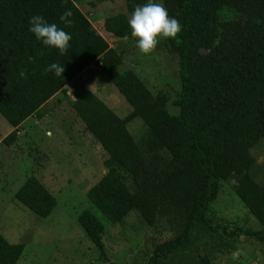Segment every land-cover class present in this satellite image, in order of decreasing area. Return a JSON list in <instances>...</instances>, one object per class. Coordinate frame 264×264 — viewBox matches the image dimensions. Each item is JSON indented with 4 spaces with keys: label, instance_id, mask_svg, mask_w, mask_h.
<instances>
[{
    "label": "trees",
    "instance_id": "16d2710c",
    "mask_svg": "<svg viewBox=\"0 0 264 264\" xmlns=\"http://www.w3.org/2000/svg\"><path fill=\"white\" fill-rule=\"evenodd\" d=\"M146 2L124 0L125 12L104 18L102 29L115 38H130L127 14ZM161 3L182 26L176 42L169 40V50L177 56L179 90L172 96L176 115L165 110L171 99L167 92L152 94L133 72L114 69L122 66L120 56L74 0L63 6L62 0H0V117L11 128L1 143L10 146L24 120L98 63L130 111L120 118L88 90L72 101V110L101 150L104 168L85 198L110 224L133 211L147 226L162 220L173 227V236L153 245L145 264L191 251L196 229L215 230L206 211L219 181L232 182L234 195L261 228L246 235L264 240V174L260 180L252 176L255 159L250 152L264 142V0ZM65 8L73 13L71 27L59 20ZM33 15L57 23L72 36L64 55L29 32ZM51 63L64 65L62 76L45 72ZM22 68L27 79L19 76ZM135 118L146 128L148 156L126 128ZM13 198L39 218H46L56 204L34 176L24 180ZM76 221L97 250L98 261L117 264L106 256L99 219L85 209ZM23 248L0 235V264H16ZM198 264L210 263L201 255Z\"/></svg>",
    "mask_w": 264,
    "mask_h": 264
},
{
    "label": "rangeland",
    "instance_id": "374dc122",
    "mask_svg": "<svg viewBox=\"0 0 264 264\" xmlns=\"http://www.w3.org/2000/svg\"><path fill=\"white\" fill-rule=\"evenodd\" d=\"M74 2L97 34L120 56L122 66L114 69L133 72L152 94L167 92L171 99L165 110L176 115L172 96L179 90L177 56L169 50V40L176 42V38H160L156 49L144 55L132 37L115 38L102 29L104 18L125 12L124 0ZM64 90L45 102L35 116L24 120L10 146L1 143L11 129L0 117V235L9 244H23L16 264H103L76 221L87 209L103 226L101 240L110 262L145 264L152 246L173 236V227L162 220L147 226L133 211L120 223L110 224L90 206L85 192L104 173L101 150L85 131L71 103L88 90L120 118L130 108L98 63L82 70ZM126 128L143 155L148 156L150 151L143 144L147 131L142 122L135 118ZM250 152L255 159L252 176L260 180L264 174V142ZM29 176H34L55 199V207L46 218L32 214L13 198ZM231 185L230 181H219L216 197L206 211L215 230H194L192 250L178 252L160 264H198L201 255L210 264H264V240L246 235L261 228L234 195Z\"/></svg>",
    "mask_w": 264,
    "mask_h": 264
},
{
    "label": "clouds",
    "instance_id": "9594fccd",
    "mask_svg": "<svg viewBox=\"0 0 264 264\" xmlns=\"http://www.w3.org/2000/svg\"><path fill=\"white\" fill-rule=\"evenodd\" d=\"M66 3L67 0H62V6ZM72 15L71 9L65 8L59 20L66 27H71ZM28 23L29 32L34 34L35 39L43 46L57 49L60 55L67 52L72 36L64 28L55 22H48L42 15H33ZM127 24L131 37L136 41V47L144 55H149L156 49L160 38L174 39L182 30L178 19L169 16L163 3L155 0H147V3L136 5L127 17ZM28 60L31 62L32 57H28ZM64 71V65L58 63H51L45 69V72H54L56 76H62ZM19 76L27 79V70L22 68Z\"/></svg>",
    "mask_w": 264,
    "mask_h": 264
},
{
    "label": "crops",
    "instance_id": "0c3cea01",
    "mask_svg": "<svg viewBox=\"0 0 264 264\" xmlns=\"http://www.w3.org/2000/svg\"><path fill=\"white\" fill-rule=\"evenodd\" d=\"M28 118H29V117H28ZM25 121H26V120H25ZM23 122H24V121H23ZM23 122H22V123H23ZM22 123H21V124H22ZM21 124H20V125H21ZM9 129H11V128H9ZM10 131H11V130H10Z\"/></svg>",
    "mask_w": 264,
    "mask_h": 264
}]
</instances>
